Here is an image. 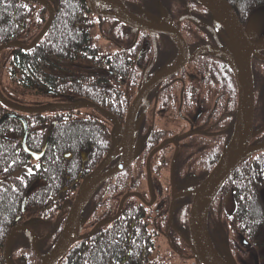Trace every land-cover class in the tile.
Returning <instances> with one entry per match:
<instances>
[{
	"label": "trees",
	"instance_id": "16d2710c",
	"mask_svg": "<svg viewBox=\"0 0 264 264\" xmlns=\"http://www.w3.org/2000/svg\"><path fill=\"white\" fill-rule=\"evenodd\" d=\"M44 1L54 10L52 21L32 48L8 46L12 49L10 76L17 77L24 90L73 96L74 101L80 99L75 102L94 103L123 121L132 96H126L122 90L138 86L139 42L133 31L119 23L110 33L114 48L104 50L93 42L90 32L96 27L113 25L117 22L114 18L92 13L86 0ZM147 1L135 0V13L143 12ZM159 1L168 14L177 8L171 7L172 0ZM227 1L243 23L264 8V0ZM195 5L193 1L190 7L194 9ZM44 13L49 16L46 8L29 0H0V46L9 43L26 46L19 41L20 37L32 21H41L44 27L47 22ZM55 60H86L94 66V71L71 77L55 75L47 70L55 67ZM225 65V99L226 104L229 102L234 107V115L236 87L226 62ZM263 66L264 60L255 57L252 70L256 143L264 141ZM112 126L108 116L91 108L29 114L12 111L0 102V264H6L3 251L9 232L15 227L20 231L31 218L50 222L55 227L47 252L53 247L82 180L111 147ZM147 144L149 149L151 141ZM138 155L139 151L128 169L103 182L89 197L81 210L80 221L81 234L91 236L79 237L57 264H122L124 258L131 256L134 238L130 235L147 232L150 211L137 194ZM250 159H254L255 166H244ZM116 164L114 159L108 167ZM228 181L233 182L236 206L224 222L227 247L241 264H264L261 192L264 152L243 161ZM183 230L188 233L187 225ZM208 231L218 232L211 226ZM16 234L9 243L10 264H38L27 243L22 240L16 243Z\"/></svg>",
	"mask_w": 264,
	"mask_h": 264
},
{
	"label": "flooded vegetation",
	"instance_id": "af4514ba",
	"mask_svg": "<svg viewBox=\"0 0 264 264\" xmlns=\"http://www.w3.org/2000/svg\"><path fill=\"white\" fill-rule=\"evenodd\" d=\"M193 1L196 3L194 9L190 7ZM225 1L230 5L227 0ZM121 2L143 24L161 22L176 29L185 41L189 58L177 73L160 81L146 93L134 118L138 121L137 194L141 204L150 211L148 226L145 228L147 232L130 235V238H134L132 239L134 251H131V256L124 259L121 257L124 260L122 264H177V260L192 264L191 236L189 229L188 233L183 230L185 225L188 227V214L193 200L191 193L200 186L220 161L235 130L237 104L233 115L234 107L229 102L226 104L225 99L224 75L227 61L221 54V51L227 49L229 38L224 27L196 0H172L171 7L177 8L171 14H168L159 0H148L143 12L139 13L134 11L137 9L134 5L135 0H121ZM182 2H184L183 8ZM260 10L264 11V8ZM233 11L238 18L234 9ZM104 12L116 13L112 7H108ZM254 13L244 23L238 18L244 31ZM115 20L116 23L106 27L107 34L122 23L133 31V37L139 42L138 86L132 96L134 98L143 84L156 73L170 68L176 62L179 46L166 34L134 29L120 20ZM100 27L103 29V26ZM255 57L264 60V51H258L251 56L252 69ZM227 66L233 77L237 94L234 75L228 63ZM92 67L91 72L94 71V66ZM262 99L264 103V93ZM124 121L125 116L123 121L118 122L124 125ZM148 141H151L149 149ZM262 143L264 141L256 143L252 128L249 146ZM254 155L246 157L244 162ZM116 159L118 160L119 157ZM253 160L250 159L244 166H255ZM240 165L229 174L213 199L207 216L208 228L212 225L211 216L214 215L211 207L219 195V209H214V213L218 216L219 212H222L230 216L234 212L236 201L233 196V182L228 179ZM162 171L168 173L167 185L163 187L159 186L158 182ZM228 199H231L233 204L230 213L225 211V202ZM177 212L181 215L178 218ZM217 231V233L208 231L212 245L218 256L224 262H228L226 237L222 238L224 234L221 227ZM53 235L54 233H51L38 241L41 242L39 248L41 255L49 252L47 247L51 244L50 238ZM90 236V234H80L82 238ZM262 252L264 253V249ZM186 253L190 255L187 256ZM234 259L237 264H241L235 257Z\"/></svg>",
	"mask_w": 264,
	"mask_h": 264
},
{
	"label": "water",
	"instance_id": "95a60500",
	"mask_svg": "<svg viewBox=\"0 0 264 264\" xmlns=\"http://www.w3.org/2000/svg\"><path fill=\"white\" fill-rule=\"evenodd\" d=\"M29 1L40 4L49 11V18L46 25L36 37L32 45L24 47L16 43H9L0 46V50L10 45L24 49L32 48L48 29L54 14L52 7L44 0ZM86 1L88 3V8L93 13L114 17L134 29L147 30L152 33H163L172 37L179 46V56L170 68L156 73V75L142 85L128 108L123 126H121L115 118L110 116L109 113L98 108L92 103L53 104L42 109H23L10 105L0 95V102L3 105L13 111L21 113L40 114L58 108H95L104 115L110 116L114 122V128L111 132L110 151L93 170V172L82 181L61 231L60 237L51 252L42 258L41 264H55L61 257L64 256L68 248L78 239V234L81 230L79 215L84 203L101 183L124 171L130 166L133 160L135 132L137 130L134 117L143 97L160 81L177 73L189 60L184 39L179 32L169 24L161 22H152L151 25L143 24L126 9L121 0ZM196 1L208 9L214 20L220 23L227 32L229 42L227 44V49L225 51H221V54L227 60L234 75L237 86L238 101L234 135L220 161L201 183V185L194 191V198L188 215V226L196 264H226L218 257L211 246L207 234L206 220L211 202L229 174L249 155L264 151V143L257 146H249L254 112V91L250 59L253 51L257 48H264V37L258 36L248 38L233 9L225 0ZM98 3L111 5L115 9L116 13L107 14L96 10L94 7ZM117 136L120 137V140L118 141L115 140V137ZM119 148H123V156L119 164L112 169L102 172L114 158ZM16 230L17 228L12 229L6 239L4 250L6 264H9L7 260V246L11 236ZM229 258V264H236L230 255Z\"/></svg>",
	"mask_w": 264,
	"mask_h": 264
},
{
	"label": "rangeland",
	"instance_id": "374dc122",
	"mask_svg": "<svg viewBox=\"0 0 264 264\" xmlns=\"http://www.w3.org/2000/svg\"><path fill=\"white\" fill-rule=\"evenodd\" d=\"M97 10L104 11L108 7H110L109 4H96ZM37 13V10L35 11ZM44 21L48 20L47 13H44L43 15ZM250 24L245 27V32L248 37H255V36H264V11L258 10L254 13V16L252 17ZM108 25H104L103 29L101 27H96L91 30L90 35L94 43L100 45L104 50H111L114 48L112 45L114 43V40H111V34H107L106 29ZM43 27V24L41 21H32V23L28 26L27 30L23 32L22 36L20 37V42L29 45V43L33 40V38H36L37 34H39V29ZM107 27V28H106ZM260 49V50H259ZM259 51H264L263 47L257 48ZM11 54L12 49L10 47H7L3 50H0V94L1 96L6 99L11 105L23 109H42L47 106L53 105V104H67V103H74V97L69 96H63L58 94H48L45 92H36L32 90H24L19 84L18 80L12 78L10 76V60H11ZM55 67L48 68V72L59 75V76H65V77H71L76 75L77 73H88L91 72L93 67L92 64L86 60H76L74 62H68L64 60H55L54 61ZM264 70V66H263ZM261 71V70H260ZM137 90V87H130L125 88L122 90L123 93H125L126 96L131 95L133 96L135 91ZM133 98V97H132ZM131 98V99H132ZM168 173L162 171L160 174V177L158 178L159 186L167 185ZM219 201H220V195L216 199V201L213 204V214L211 216L212 221V229L213 231L218 230L220 227L222 228V234L225 235V228H224V222L227 215L222 212H219V215L217 216L214 213V209H219ZM233 209L232 200L228 199L225 202V211L227 213H230ZM222 211V209H220ZM212 214V213H211ZM223 217L221 218V216ZM181 215L176 214V217H180ZM25 229L20 233V236H24V239H26V243L31 245V247L34 249L40 248L41 242H38L39 240H42L44 237L48 236L52 233V224L49 222H42L36 218L29 219L26 224L24 225ZM224 235H222L224 238ZM20 239L17 238L16 243ZM48 248V247H47ZM187 256L190 255V253H186ZM193 254V253H192ZM16 257V255H15ZM42 261V259H40ZM39 261V260H38ZM192 264H194V258H192ZM189 259V262H191ZM40 264V261L38 262ZM177 264H188L184 262H180L177 260Z\"/></svg>",
	"mask_w": 264,
	"mask_h": 264
},
{
	"label": "snow or ice",
	"instance_id": "6c2138e0",
	"mask_svg": "<svg viewBox=\"0 0 264 264\" xmlns=\"http://www.w3.org/2000/svg\"><path fill=\"white\" fill-rule=\"evenodd\" d=\"M29 172L31 173V170H29Z\"/></svg>",
	"mask_w": 264,
	"mask_h": 264
},
{
	"label": "bare ground",
	"instance_id": "6f19581e",
	"mask_svg": "<svg viewBox=\"0 0 264 264\" xmlns=\"http://www.w3.org/2000/svg\"><path fill=\"white\" fill-rule=\"evenodd\" d=\"M95 8H97V7H95Z\"/></svg>",
	"mask_w": 264,
	"mask_h": 264
}]
</instances>
